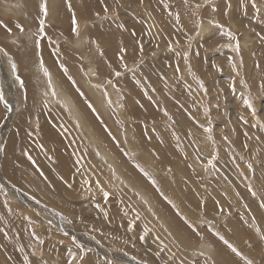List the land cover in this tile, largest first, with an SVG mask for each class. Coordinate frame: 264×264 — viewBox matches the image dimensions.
Wrapping results in <instances>:
<instances>
[{
    "label": "rangeland",
    "instance_id": "obj_1",
    "mask_svg": "<svg viewBox=\"0 0 264 264\" xmlns=\"http://www.w3.org/2000/svg\"><path fill=\"white\" fill-rule=\"evenodd\" d=\"M2 1L0 264H264V0Z\"/></svg>",
    "mask_w": 264,
    "mask_h": 264
},
{
    "label": "bare ground",
    "instance_id": "obj_2",
    "mask_svg": "<svg viewBox=\"0 0 264 264\" xmlns=\"http://www.w3.org/2000/svg\"><path fill=\"white\" fill-rule=\"evenodd\" d=\"M2 1V0H1ZM4 1V0H3ZM2 1V2H3ZM163 1V0H162ZM206 1V0H205ZM15 2V1H14ZM29 2V1H28ZM27 2V3H28ZM36 2V1H35ZM52 2H54L53 0H52ZM17 3V2H16ZM32 3H33V1L31 2V5H32ZM45 3V2H44ZM202 3V2H201ZM206 3V2H205ZM2 3H0V6H2L3 7V5H1ZM3 4H5L4 2H3ZM40 4V3H39ZM55 4V3H54ZM8 5V4H7ZM35 5V4H34ZM46 5V4H45ZM45 5H43V6H45ZM15 6H16V4H15ZM33 6V5H32ZM13 7V6H12ZM19 7V6H18ZM27 7V6H26ZM37 7V6H36ZM4 8V7H3ZM6 8H9V5L8 6H6ZM15 8V7H14ZM13 8V9H14ZM16 8H17V6H16ZM24 8V7H23ZM201 8V7H200ZM203 8V7H202ZM33 9V8H32ZM11 10V9H10ZM14 10H16V9H14ZM35 10V9H34ZM49 10V9H48ZM53 10H54V8H53ZM27 11V10H26ZM55 11V10H54ZM12 12V11H11ZM15 12H17V11H15ZM18 13V12H17ZM46 13V12H45ZM53 13V12H52ZM14 15V14H13ZM17 15V14H16ZM15 15V16H16ZM35 15V14H34ZM33 15V16H34ZM91 15V14H90ZM32 16V15H31ZM145 17V16H144ZM32 18V17H31ZM14 24V23H13ZM12 25V24H11ZM164 27V26H163ZM5 29V25L4 24H2V23H0V31H2V30H4ZM26 36H28V35H26ZM12 37H14V36H12ZM12 37H8V39H10V41L12 42V40H14V38H12ZM29 37V36H28ZM162 37V36H161ZM19 39H27V37H20ZM18 39V40H19ZM5 40V39H4ZM15 41V40H14ZM29 41H30V39H29ZM55 41V40H54ZM25 42H26V40H25ZM10 47V46H9ZM11 49V48H10ZM232 49V48H231ZM5 53V52H4ZM13 54H14V52H13ZM15 55V54H14ZM46 56V55H45ZM13 57V56H12ZM20 57H17L16 56V60L18 59V61H17V64H18V66L20 67L19 68V72H18V74L20 73V74H23V68H22V61H21V59H19ZM110 58V57H109ZM48 59V58H47ZM14 61V60H13ZM110 61V60H109ZM15 63V62H14ZM43 64V63H42ZM47 65V64H46ZM112 65V64H111ZM43 66H45V65H43ZM14 67V66H13ZM46 67V66H45ZM90 68H91V66H89ZM15 68V67H14ZM43 69V68H42ZM46 69V68H45ZM45 69H43L44 71H45ZM28 68H26L25 67V69H24V73H25V75H26V79H28ZM51 70V69H50ZM86 70H88V69H86ZM90 70H92V69H90ZM47 71V70H46ZM43 72V71H42ZM51 72V71H50ZM50 72H48V73H50ZM16 73H17V71H16ZM47 73V74H48ZM85 73V72H84ZM96 73V72H95ZM10 74V73H9ZM12 76V75H11ZM19 76V75H18ZM23 76V75H22ZM54 76V75H53ZM89 76V75H88ZM91 76H92V74H91ZM5 77V76H4ZM87 76H85V78H86ZM53 78V77H52ZM88 78V77H87ZM21 79V78H20ZM23 79H25V78H23ZM91 79H93V77L91 78ZM104 79V78H103ZM85 80V79H84ZM27 81V80H26ZM92 81V80H91ZM96 81H97V78H96ZM95 81V82H96ZM99 81V80H98ZM93 82V81H92ZM101 82V81H100ZM105 84H106V82H105ZM23 85H24V87H25V91H26V87H27V82H23ZM86 85H88V87H91V89L92 90H94V89H98V86L97 87H95V86H89V84H86ZM99 85V84H98ZM107 85H108V83H107ZM106 85V86H107ZM51 88H52V90H49V92L50 93H47L48 94V99L50 100V102H54V103H58V104H60V106H62V108H64V109H66V111H67V113H68V115H69V117L72 119V117L75 119V120H78V122L80 123V125H81V127L83 128V129H85V127L83 126V124H84V122H83V120H82V117H81V114H80V112L77 110V107L75 106V104H74V102L72 101V99L63 91V88L61 87V86H59L57 83H56V81H55V79L53 78V80H52V84H51ZM49 88H50V85H49ZM105 88V87H104ZM103 88V89H104ZM187 89V88H186ZM90 90V89H89ZM99 90V89H98ZM97 90V91H98ZM105 90V89H104ZM188 91H189V89H187ZM54 91V92H53ZM187 91V92H188ZM99 92H100V96H99V98H100V101L104 104V102L105 101H107L108 99L110 100V99H112L111 98V91H108V92H101L100 90H99ZM99 92H96V94H98ZM111 92V93H110ZM190 92V91H189ZM52 93V94H51ZM53 93H55V94H53ZM95 93V92H94ZM185 93V92H184ZM185 94H187V93H185ZM114 95V94H113ZM93 96H95L94 94H93ZM96 97V96H95ZM113 97V96H112ZM116 97H117V94H116ZM185 97V96H184ZM97 98V97H96ZM114 98V97H113ZM118 98V97H117ZM98 99V98H97ZM99 100V99H98ZM108 100V101H109ZM99 101V102H100ZM115 101H117V100H115ZM109 103V102H108ZM30 104V101H29V103H28V105ZM113 104V103H112ZM116 104V103H115ZM100 105V104H99ZM106 105V104H105ZM114 105V104H113ZM88 107V106H87ZM87 107H85V108H87ZM103 107V106H102ZM104 107H108V106H104ZM104 107H103V109H104ZM111 108H112V106H110ZM109 107V108H110ZM116 108H117V106H116ZM121 108V107H120ZM89 109V108H88ZM106 109V108H105ZM113 109V108H112ZM190 109V108H189ZM31 110V109H30ZM107 110V109H106ZM122 110V109H121ZM105 111V110H104ZM180 111H182V109L180 110ZM179 111V112H180ZM177 112V111H176ZM194 112V111H193ZM60 115V114H59ZM177 115V114H176ZM178 116V115H177ZM176 116V117H177ZM180 116V115H179ZM187 116H188V114H187ZM193 116V115H192ZM182 117V116H181ZM181 117H178V118H180L181 119ZM61 118V117H60ZM183 118V117H182ZM189 118V117H188ZM122 119V118H121ZM184 119V118H183ZM97 120H98V118H97ZM182 120V119H181ZM185 120H187V119H185ZM73 121V120H72ZM192 121V120H191ZM189 122V121H188ZM66 123V122H65ZM75 123V122H74ZM78 123V124H79ZM111 123V122H110ZM182 124V123H181ZM187 124V123H186ZM188 124H190V123H188ZM191 125V124H190ZM186 126V125H185ZM197 126V125H196ZM103 127V126H102ZM192 127H193V125H192ZM185 128V127H184ZM195 128V127H194ZM62 129H63V127H62ZM77 129H79L80 130V128H77ZM91 129V128H90ZM93 129V128H92ZM86 130H87V128H86ZM182 130H183V128H182ZM193 130V129H192ZM81 131V130H80ZM94 131H95V129H94ZM191 131V130H190ZM67 132H69V131H67ZM96 132V131H95ZM107 132V131H106ZM126 132V131H125ZM88 133V132H87ZM94 133V132H93ZM108 133V132H107ZM124 133V132H123ZM96 134V133H95ZM108 134H110V133H108ZM83 135H85V134H83ZM16 136V135H15ZM73 136H74V134H73ZM95 136V135H94ZM75 137V136H74ZM98 137H101V136H98ZM15 138V137H14ZM96 138V137H95ZM102 138V137H101ZM85 139V138H84ZM97 139V138H96ZM78 140V139H77ZM89 140H92L93 141V143L95 142V139L93 138V136L91 135V139L89 138ZM103 140V139H102ZM14 141H16L15 139H14ZM78 141H80V140H78ZM104 141V140H103ZM194 143V142H193ZM76 144V143H75ZM102 144V143H101ZM77 145H79V144H77ZM195 145V144H194ZM49 146V145H48ZM82 146V145H81ZM104 146V145H103ZM203 146V145H202ZM207 146V145H206ZM50 147V146H49ZM79 147H80V145H79ZM106 146H104V148H105ZM113 148V147H112ZM101 149V148H100ZM106 150H108V148H106ZM47 152H48V150H46ZM101 151V150H100ZM54 152V151H53ZM108 152V151H107ZM50 153V152H49ZM64 153V152H63ZM105 154V156H108V154L107 153H104ZM146 155V154H145ZM109 156H111L110 154H109ZM213 156V155H212ZM79 157V156H78ZM11 158V156H8V157H6V159L7 160H9ZM112 158V157H111ZM207 158H209V157H206V159ZM5 159V158H4ZM110 159V158H109ZM113 159V158H112ZM134 159V158H133ZM114 160V159H113ZM116 160V159H115ZM114 160V161H115ZM136 160V159H135ZM138 160V159H137ZM149 160V159H148ZM151 160V159H150ZM210 160V159H209ZM113 161V162H114ZM147 161V160H146ZM170 161H173V160H170ZM150 162V161H149ZM206 162V161H205ZM143 164V163H142ZM219 164V163H218ZM150 165V164H149ZM160 165V164H159ZM172 165H174V163L172 164ZM143 166H147V165H143ZM155 166V165H154ZM126 168V167H125ZM219 168H221V167H219ZM127 169V168H126ZM157 169V168H156ZM12 171H13V169H11ZM11 170L9 171V176L11 175ZM15 170V169H14ZM129 170V169H128ZM139 170V169H138ZM214 170V169H213ZM225 170V169H224ZM162 171V170H161ZM160 171V172H161ZM166 171V170H165ZM222 171V170H221ZM128 172V171H127ZM133 172V171H132ZM129 173V172H128ZM167 173H168V171H167ZM13 174V173H12ZM133 174H136V172L135 173H133ZM137 174H139V173H137ZM136 174V175H137ZM149 174V173H148ZM164 174V173H163ZM169 174V173H168ZM133 175H132V173L130 174V178L132 177ZM134 177V176H133ZM137 177V179H138V176H136ZM136 177L135 178H133L134 180L136 179ZM130 178H128V179H130ZM127 179V178H126ZM128 179H127V181H128ZM139 179H142V178H139ZM125 180V179H124ZM131 180V179H130ZM222 180V179H221ZM260 180V179H259ZM262 180V179H261ZM221 182V181H220ZM257 182V181H256ZM134 183H135V181H134ZM137 183V182H136ZM166 183V182H165ZM168 183V182H167ZM258 183V182H257ZM260 183V182H259ZM264 183V182H263ZM262 182H261V184H263ZM127 184V183H126ZM128 185V184H127ZM178 185V184H177ZM264 185V184H263ZM254 186H256V185H254ZM122 187V186H121ZM260 188V187H259ZM130 189V188H129ZM257 190V189H256ZM134 193V192H133ZM35 196V195H34ZM194 198V197H193ZM197 198V197H196ZM145 199V198H144ZM36 201V200H35ZM219 203V202H218ZM158 205V204H157ZM71 207V206H70ZM3 207L0 205V209H2ZM189 209V208H188ZM158 210H160V209H158ZM258 210V209H257ZM1 211V210H0ZM161 211V210H160ZM163 211V210H162ZM191 211V210H190ZM156 213V212H155ZM158 213V212H157ZM164 213V212H163ZM154 216V215H153ZM158 216V215H157ZM57 217V216H56ZM165 217V216H164ZM152 218V217H151ZM158 218V217H157ZM254 218V217H253ZM153 220V219H152ZM157 221H158V219H157ZM167 221V220H166ZM155 223V222H154ZM165 223V222H164ZM163 223V224H164ZM163 226V225H162ZM165 226H166V223L164 224V228H165ZM168 227H171V226H168ZM166 230V229H165ZM171 231V230H170ZM173 231V230H172ZM127 232V231H126ZM167 232V231H166ZM136 233V232H135ZM173 233V232H172ZM110 234V233H109ZM113 235V234H112ZM136 235V234H135ZM169 235H172V234H170L169 233ZM174 236V235H173ZM119 237V236H118ZM172 237V236H171ZM177 237H179V236H177ZM121 239H122V237H120ZM178 239V238H177ZM178 242H180V240H178ZM204 242V241H203ZM246 242V241H245ZM136 243H137V240H136ZM139 243V242H138ZM205 243V242H204ZM111 246V245H110ZM112 247V246H111ZM140 248H142L141 246H140ZM146 248V247H145ZM210 248V247H209ZM115 249V248H114ZM213 249V248H212ZM202 250L204 251V248L202 247ZM216 249H214V251H215ZM143 251V250H142ZM140 252V251H139ZM123 253V252H122ZM211 253V252H210ZM100 254V253H99ZM98 254V255H99ZM212 255V254H211ZM262 255V254H261ZM263 256V255H262ZM218 257V256H217ZM98 258V257H97ZM92 259V258H91ZM221 259V258H220Z\"/></svg>",
    "mask_w": 264,
    "mask_h": 264
},
{
    "label": "crops",
    "instance_id": "obj_3",
    "mask_svg": "<svg viewBox=\"0 0 264 264\" xmlns=\"http://www.w3.org/2000/svg\"><path fill=\"white\" fill-rule=\"evenodd\" d=\"M230 1H231V0H230ZM230 1L227 0L226 2L229 3V5H230ZM231 2H232V1H231ZM234 3H236V1H234Z\"/></svg>",
    "mask_w": 264,
    "mask_h": 264
}]
</instances>
